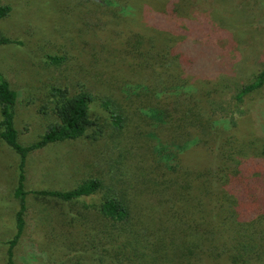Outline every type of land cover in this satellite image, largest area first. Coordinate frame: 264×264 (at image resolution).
<instances>
[{
  "label": "trees",
  "instance_id": "1",
  "mask_svg": "<svg viewBox=\"0 0 264 264\" xmlns=\"http://www.w3.org/2000/svg\"><path fill=\"white\" fill-rule=\"evenodd\" d=\"M9 12L0 3V20ZM8 42L0 38V44ZM192 62L168 37L132 31L117 46L94 51L82 71L84 78L124 94L109 123L90 119L93 97L83 86L72 93L67 86L51 87L53 120L24 146L13 126L16 92L0 73V141L18 156L12 194L17 209L11 236L2 241L5 264H14L12 250L24 228L26 156L80 139L102 141L105 148L102 157L87 161L88 176L68 190L32 194L73 204L104 189L96 225L119 236L135 264H264V143L253 154L251 141L215 127V109L208 114L201 98L187 92L184 71ZM263 84L264 65L235 89L234 109ZM230 115L227 108L220 116L232 121ZM189 145L206 151L203 167L182 156Z\"/></svg>",
  "mask_w": 264,
  "mask_h": 264
},
{
  "label": "rangeland",
  "instance_id": "2",
  "mask_svg": "<svg viewBox=\"0 0 264 264\" xmlns=\"http://www.w3.org/2000/svg\"><path fill=\"white\" fill-rule=\"evenodd\" d=\"M0 3L10 7L0 20V38L10 41L0 44V73L16 92L13 126L20 145L35 141L53 120L47 96L51 87L67 86L72 93L83 86L93 97L90 119L109 123L111 112L123 105L124 94L84 78L82 71L94 51L117 46L132 31L168 37L176 52L193 60V66L184 71L189 79L187 92L201 98L208 114L215 109L210 117L216 128L232 132L239 141H251L253 154L264 143V84L246 95L235 109L231 99L235 89L250 82L253 73L264 65V0ZM175 4L180 6L174 9ZM51 57L60 62L52 63ZM41 107L45 115L40 113L44 111ZM227 108L232 121L220 116ZM104 149L102 141L94 144L80 139L47 145L26 156V213L22 234L12 250L14 264L137 262L119 236L100 231L96 225L104 189L73 204L31 193L75 187L88 176L87 161L102 157ZM205 152L189 145L182 156L201 168L207 162ZM17 163L18 156L0 141V264H5L6 245L2 241L11 236V218L17 209L12 196Z\"/></svg>",
  "mask_w": 264,
  "mask_h": 264
}]
</instances>
